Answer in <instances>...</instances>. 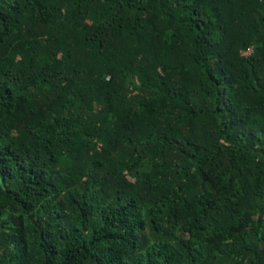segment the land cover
Wrapping results in <instances>:
<instances>
[{
	"label": "trees",
	"instance_id": "obj_1",
	"mask_svg": "<svg viewBox=\"0 0 264 264\" xmlns=\"http://www.w3.org/2000/svg\"><path fill=\"white\" fill-rule=\"evenodd\" d=\"M0 264H264V0H0Z\"/></svg>",
	"mask_w": 264,
	"mask_h": 264
}]
</instances>
